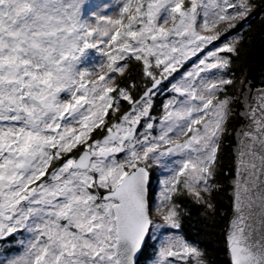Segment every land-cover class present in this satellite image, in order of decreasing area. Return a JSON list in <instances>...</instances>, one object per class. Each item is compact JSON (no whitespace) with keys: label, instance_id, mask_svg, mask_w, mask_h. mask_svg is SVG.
Returning <instances> with one entry per match:
<instances>
[{"label":"snow or ice","instance_id":"snow-or-ice-1","mask_svg":"<svg viewBox=\"0 0 264 264\" xmlns=\"http://www.w3.org/2000/svg\"><path fill=\"white\" fill-rule=\"evenodd\" d=\"M84 2L0 0V264H139L148 249L149 264H213L183 235L178 198L215 211L221 141L239 99L227 95L243 39L232 33L256 5L120 0L93 23ZM88 49L101 60L81 67ZM133 61L142 86L118 80ZM161 92L171 96L156 117ZM252 93L237 140L229 264H264V87ZM9 245L22 251L9 258Z\"/></svg>","mask_w":264,"mask_h":264},{"label":"trees","instance_id":"trees-1","mask_svg":"<svg viewBox=\"0 0 264 264\" xmlns=\"http://www.w3.org/2000/svg\"><path fill=\"white\" fill-rule=\"evenodd\" d=\"M253 2L254 4L257 3L258 5L256 10L254 9V11L252 12L253 14H251L245 21H242L241 24L233 31L236 32L241 28V25L246 22L240 32V35L242 36L245 31V26L251 23V29L245 35V38H243V40L241 41V51L239 56L233 58V65L235 66L236 70L241 71L242 74H245V81H250L253 87H257L264 85V0H253ZM140 67V64L133 61L130 64L129 71L126 72L123 77H118V80L127 81L129 75H131V77L135 79L136 83L142 86L144 80L139 71ZM238 77L240 78L239 75ZM240 80L241 79H239V81ZM230 86H228V88ZM236 87L238 89L240 88L238 87V85ZM138 91L139 89H136L134 91V94ZM170 96V92H161L160 95L156 97L155 106L153 108V115L159 117L162 114V104ZM127 108V102H122L121 112L126 110ZM236 116L237 118H240L238 125L245 123L246 119L244 120L239 115ZM93 136L94 138H101L102 133L97 131L93 133ZM235 143L236 141L234 139V144ZM232 167V173L226 175L227 186L224 187L223 194L221 195V201L228 206V214L226 215V217L224 216L225 219L222 216H218V214H215L216 216L213 217L208 214H202L201 211L205 208V206L203 204L192 203L191 198H188L186 196L178 198V200L181 202V211L183 214V235L189 241L199 244L200 247H202V245H206L208 256H210L213 264H229L227 245L225 241V232L228 228L229 216L232 212L231 178L234 177L235 164H233ZM155 173H153V177L156 176ZM154 190H156V188H153V186H151L152 195L154 194ZM216 195V193L213 194V197L215 196V200L218 199L216 198ZM219 217L225 220H223L221 231L217 230V228L215 227L216 221ZM12 246H14L15 248L5 253V256L10 257L13 254L15 255L16 252L22 250V248L19 249L18 247H16V245H9V247ZM151 254L152 250L148 249L144 254L140 255L139 264H149V257L151 256ZM216 255L218 258H216ZM0 257V259L5 258L4 256Z\"/></svg>","mask_w":264,"mask_h":264},{"label":"rangeland","instance_id":"rangeland-1","mask_svg":"<svg viewBox=\"0 0 264 264\" xmlns=\"http://www.w3.org/2000/svg\"><path fill=\"white\" fill-rule=\"evenodd\" d=\"M103 4L110 5V7H108L106 10H104L103 14L115 15L118 12V8L120 6V0H85L84 4L82 6V16L84 18H89L90 22L94 23L95 21H94V19H92L93 18L92 14L94 12H96L98 9H100L101 5H103ZM255 5H256L255 10H256L258 5H257V3H255ZM240 24H241V22L239 23V25ZM245 24H246V22H244L241 25L240 29H238L236 32H233L232 34L233 35H240V32L243 29V26ZM220 27L222 28V27H224V25L222 24V25H220ZM251 27H252L251 23L245 26V31L242 34L243 38H245V35L248 33V31L251 29ZM100 60H101V54L97 50L88 49V50H86V54L82 58L81 67H94L96 64H98L100 62ZM191 66H192L191 64H188L187 68L190 69ZM230 75H231V78L233 79L234 83L227 89V95L234 97V98L239 97V99L233 101L232 111H233L234 115L228 121V123H227V134L222 137V141H221L222 151H221L219 159H218L217 179H216V183L218 185H220V188L218 191L213 193V194H215V193L217 194L216 198H218V199L215 200V196H214V197H212V200H211V202H213L216 206L215 211L207 209L206 207L204 209H202V211H201L202 214H208V215H211L212 217L216 216L217 214H218V216H222V217L225 216L226 217V215L228 214V212H227L228 206L226 204H224V202L221 201V195L223 194L224 187L227 186L226 175L231 174L233 171L232 166H233V164H235L237 140H238L239 134L241 133L243 125H244V124L238 125L240 118H237L236 115L241 116L244 120L246 119L247 114L244 113L243 115H241L240 113H243L244 109H246V107L244 105V99L246 97H248V99L250 101L252 90L254 88L250 81H245V79H246L245 74H242L241 71L236 70V68L233 64H232ZM238 75L240 76V78L238 77ZM239 79L244 80L246 84L250 85L248 88H246V90L244 92H241V83H240L241 80L239 81ZM237 85H238V87H240L239 89L236 87ZM221 98H223V97H221ZM233 136H234V138H233ZM234 139L236 141L235 144H234ZM232 145H233V148H232ZM118 158H121V157L118 156ZM155 174L157 175V177L154 179V181L152 183L153 188H156V190H154L153 199H156V197L158 196L159 190H160V185L157 183V178H160V179L163 178L161 176L160 171H157ZM233 178L234 177L231 178V186H232ZM231 193H232V189H231ZM191 202L194 203L192 199H191ZM153 216L155 219L159 220L161 217V212L159 210L154 209L153 210ZM225 217H224V219H225ZM224 219H221L219 217L218 220L216 221L215 227L217 228V230H219V231L222 230L221 226H222ZM24 236H25V234H24ZM23 238L26 241L28 236H25ZM9 248L14 249L15 247L12 246ZM201 248L206 250L208 253L206 245H202ZM209 250H210V248H209ZM21 251L22 250L16 252V254H18ZM12 256H14V254ZM228 257H229V254H228ZM216 258H218L217 255H216Z\"/></svg>","mask_w":264,"mask_h":264},{"label":"water","instance_id":"water-1","mask_svg":"<svg viewBox=\"0 0 264 264\" xmlns=\"http://www.w3.org/2000/svg\"><path fill=\"white\" fill-rule=\"evenodd\" d=\"M260 87H264V85L254 87L253 89H257V88H260ZM252 94H253V93H252ZM252 94H251V97H252ZM251 97H250L249 104L252 103V101H251ZM256 103H258V101H257ZM249 104H248V106H249ZM247 108H248V107H247ZM248 122H249V118L246 116V120H245V123H244V125H243L242 130L244 129L245 125H246ZM235 167H236V161H235ZM232 216H233V201H232V212H231V214H230V216H229V220H230V218H232ZM228 224H229V222H228Z\"/></svg>","mask_w":264,"mask_h":264},{"label":"bare ground","instance_id":"bare-ground-1","mask_svg":"<svg viewBox=\"0 0 264 264\" xmlns=\"http://www.w3.org/2000/svg\"><path fill=\"white\" fill-rule=\"evenodd\" d=\"M248 104H249V99H248V97H246V98L244 99V105H245L246 109H244L243 113H247V107H248Z\"/></svg>","mask_w":264,"mask_h":264},{"label":"flooded vegetation","instance_id":"flooded-vegetation-1","mask_svg":"<svg viewBox=\"0 0 264 264\" xmlns=\"http://www.w3.org/2000/svg\"><path fill=\"white\" fill-rule=\"evenodd\" d=\"M25 236H28V234H25ZM24 235L21 236L20 238L22 239L23 237H25ZM24 239V238H23ZM16 247H18L19 249H21V247L19 245H16Z\"/></svg>","mask_w":264,"mask_h":264}]
</instances>
